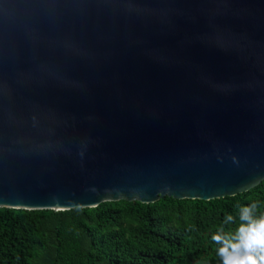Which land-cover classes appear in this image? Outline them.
I'll return each mask as SVG.
<instances>
[{
	"label": "water",
	"instance_id": "95a60500",
	"mask_svg": "<svg viewBox=\"0 0 264 264\" xmlns=\"http://www.w3.org/2000/svg\"><path fill=\"white\" fill-rule=\"evenodd\" d=\"M263 179L264 0H0V208Z\"/></svg>",
	"mask_w": 264,
	"mask_h": 264
},
{
	"label": "trees",
	"instance_id": "16d2710c",
	"mask_svg": "<svg viewBox=\"0 0 264 264\" xmlns=\"http://www.w3.org/2000/svg\"><path fill=\"white\" fill-rule=\"evenodd\" d=\"M253 202L264 179L209 200L165 196L64 211L0 208V264H221L212 236ZM237 225H232L235 229Z\"/></svg>",
	"mask_w": 264,
	"mask_h": 264
},
{
	"label": "clouds",
	"instance_id": "9594fccd",
	"mask_svg": "<svg viewBox=\"0 0 264 264\" xmlns=\"http://www.w3.org/2000/svg\"><path fill=\"white\" fill-rule=\"evenodd\" d=\"M222 161V158H219ZM234 164L240 161L233 156ZM258 202L238 208L237 217L226 215L223 226L212 236L221 264H264V213ZM232 225H237L235 229Z\"/></svg>",
	"mask_w": 264,
	"mask_h": 264
}]
</instances>
